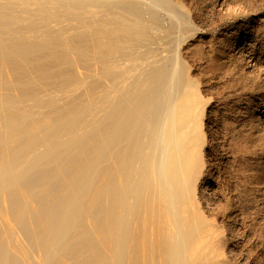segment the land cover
I'll return each instance as SVG.
<instances>
[{"label":"bare ground","instance_id":"1","mask_svg":"<svg viewBox=\"0 0 264 264\" xmlns=\"http://www.w3.org/2000/svg\"><path fill=\"white\" fill-rule=\"evenodd\" d=\"M264 0H0V264H264Z\"/></svg>","mask_w":264,"mask_h":264},{"label":"rangeland","instance_id":"2","mask_svg":"<svg viewBox=\"0 0 264 264\" xmlns=\"http://www.w3.org/2000/svg\"><path fill=\"white\" fill-rule=\"evenodd\" d=\"M261 1L263 2V0H261ZM261 34H262V36L259 38V43L261 44V54L264 56V29L261 32Z\"/></svg>","mask_w":264,"mask_h":264}]
</instances>
